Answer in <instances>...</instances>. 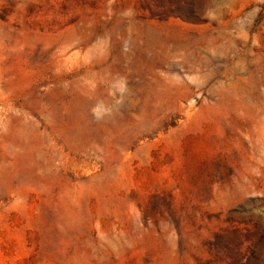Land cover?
Listing matches in <instances>:
<instances>
[{
  "label": "rangeland",
  "instance_id": "374dc122",
  "mask_svg": "<svg viewBox=\"0 0 264 264\" xmlns=\"http://www.w3.org/2000/svg\"><path fill=\"white\" fill-rule=\"evenodd\" d=\"M0 264H264V0H0Z\"/></svg>",
  "mask_w": 264,
  "mask_h": 264
}]
</instances>
